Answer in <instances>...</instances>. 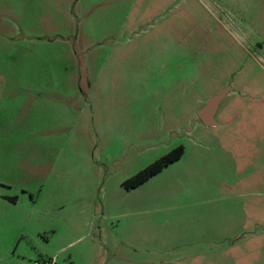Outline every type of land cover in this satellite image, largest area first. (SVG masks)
I'll list each match as a JSON object with an SVG mask.
<instances>
[{
  "label": "rangeland",
  "instance_id": "374dc122",
  "mask_svg": "<svg viewBox=\"0 0 264 264\" xmlns=\"http://www.w3.org/2000/svg\"><path fill=\"white\" fill-rule=\"evenodd\" d=\"M0 264H264V0H0Z\"/></svg>",
  "mask_w": 264,
  "mask_h": 264
},
{
  "label": "crops",
  "instance_id": "0c3cea01",
  "mask_svg": "<svg viewBox=\"0 0 264 264\" xmlns=\"http://www.w3.org/2000/svg\"><path fill=\"white\" fill-rule=\"evenodd\" d=\"M230 88V91L225 95V97L223 98V100L220 102V104L218 105L217 107V110H216V113H215V116H214V120L216 121L217 125H219V120L216 119L217 117V114L219 112V109H220V106L222 105V103L228 99V104L232 103L233 101L237 102V110L239 108L243 109L245 105H250V103H253L252 100H256L258 99V97L256 98H252V95L253 92H251L250 94L247 93V91H243L242 93H238L237 91H235L234 89H232L230 86L228 87ZM238 95V96H237ZM247 99V100H245ZM245 104V105H244ZM248 108V107H247ZM199 111V110H198ZM198 111H197V116H198ZM237 113H235L236 115ZM237 118V116H235ZM199 119V117H198ZM200 120V119H199ZM172 121V120H171ZM170 121V122H171ZM177 122V121H176ZM201 122V121H200ZM202 123V122H201ZM176 131H179L181 130V127L179 126H176ZM215 127V126H214ZM132 149V148H131ZM134 149V152L136 153V157H142L144 155H146L148 152L154 150V148H133ZM197 149H200V148H197ZM171 150V149H170ZM185 154V151L182 155V157L184 156ZM182 157L176 161L175 163H172L170 165H175L177 163H179V161L182 159ZM169 165V166H170ZM168 166V167H169ZM168 167L164 168L160 173H162L165 169H167ZM160 173H158L157 175H159ZM157 175L153 176L152 178L156 177ZM152 178H150L148 181H146L144 184L140 185L139 187L135 188V189H132L130 191H126V193H133L135 192L137 189H139L140 187H142L143 185L147 184V182H149ZM125 191V190H124ZM9 204V203H15L16 202V199H7V198H4L1 200V203H3L2 205H7L5 203ZM246 234V233H245ZM248 234H251V233H248ZM225 241L229 240L228 243H229V247L231 249H234V248H239L241 245H248L249 244V240H248V237L243 235L241 236V238L238 236V235H235V236H232V237H229L227 238V236L224 238Z\"/></svg>",
  "mask_w": 264,
  "mask_h": 264
},
{
  "label": "trees",
  "instance_id": "16d2710c",
  "mask_svg": "<svg viewBox=\"0 0 264 264\" xmlns=\"http://www.w3.org/2000/svg\"><path fill=\"white\" fill-rule=\"evenodd\" d=\"M184 153V148L182 146H178L167 154L163 155L150 165H148L143 170L136 173L131 178L125 180L121 186L125 191H130L144 184L153 176L160 173L164 168L168 167L170 164L178 161Z\"/></svg>",
  "mask_w": 264,
  "mask_h": 264
},
{
  "label": "water",
  "instance_id": "95a60500",
  "mask_svg": "<svg viewBox=\"0 0 264 264\" xmlns=\"http://www.w3.org/2000/svg\"><path fill=\"white\" fill-rule=\"evenodd\" d=\"M229 91V88L224 89L217 95L209 98L206 100L205 105L198 111V117L205 127H214L217 125L214 120L217 107Z\"/></svg>",
  "mask_w": 264,
  "mask_h": 264
}]
</instances>
